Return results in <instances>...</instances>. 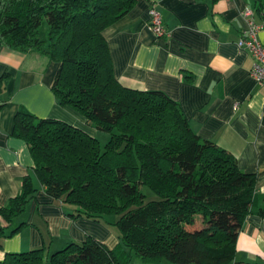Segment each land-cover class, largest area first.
Instances as JSON below:
<instances>
[{
	"label": "trees",
	"instance_id": "1",
	"mask_svg": "<svg viewBox=\"0 0 264 264\" xmlns=\"http://www.w3.org/2000/svg\"><path fill=\"white\" fill-rule=\"evenodd\" d=\"M137 2L0 0V46L59 63L53 86L59 103L110 135L103 145L80 127L21 109L14 135L28 143L35 166L0 217L14 225L34 199L37 180L76 208L72 217L103 220L120 238L114 248L92 236L58 250L43 245L7 253L0 264H264L236 261L247 217L264 218L257 175L200 137L177 101L126 87L115 74L104 31ZM256 10L264 19V0ZM143 187L158 199L147 201Z\"/></svg>",
	"mask_w": 264,
	"mask_h": 264
},
{
	"label": "crops",
	"instance_id": "2",
	"mask_svg": "<svg viewBox=\"0 0 264 264\" xmlns=\"http://www.w3.org/2000/svg\"><path fill=\"white\" fill-rule=\"evenodd\" d=\"M257 0H138L109 26L115 74L126 87L161 91L177 101L192 129L230 152L242 171L257 175L264 194V85L251 74L253 57L240 45L247 27L243 11ZM163 15L169 35L150 28V9ZM257 11V10H256ZM258 14V13H257ZM257 21L264 23L258 14ZM259 37L264 41V29ZM60 64L39 53L0 46V207L17 196L35 161L28 143L14 135L15 117L26 109L42 118L64 120L93 136L102 134L54 91ZM238 104V109L236 105ZM38 191L14 225L0 217V261L7 253L50 245L60 249L92 236L111 248L119 231L103 220L72 217L76 208ZM202 224L199 223V227ZM21 226V227H20ZM20 227L12 234V230ZM237 262L264 261V218L247 217L237 241ZM132 264L143 263L135 260ZM162 264H172L165 261Z\"/></svg>",
	"mask_w": 264,
	"mask_h": 264
},
{
	"label": "built area",
	"instance_id": "3",
	"mask_svg": "<svg viewBox=\"0 0 264 264\" xmlns=\"http://www.w3.org/2000/svg\"><path fill=\"white\" fill-rule=\"evenodd\" d=\"M243 17L246 20L247 27L240 39V45L249 50L253 57V67L251 74L264 85V41L260 39L259 33L264 29V23L257 21V11L254 8L247 7L243 11ZM150 28L157 37L162 38L169 35V31L164 23L162 13L152 6L150 9ZM238 109V104L236 105Z\"/></svg>",
	"mask_w": 264,
	"mask_h": 264
},
{
	"label": "rangeland",
	"instance_id": "4",
	"mask_svg": "<svg viewBox=\"0 0 264 264\" xmlns=\"http://www.w3.org/2000/svg\"><path fill=\"white\" fill-rule=\"evenodd\" d=\"M101 134H102V136L100 139L102 141V144L104 145L108 141L110 135L108 133H105V132H103ZM143 190H144L145 194L147 195V201L158 199V196L150 188L143 187ZM58 249H56V250H58Z\"/></svg>",
	"mask_w": 264,
	"mask_h": 264
}]
</instances>
